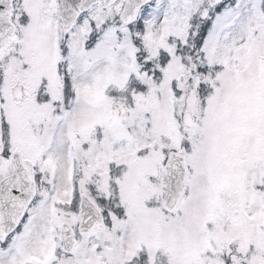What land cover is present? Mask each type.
Wrapping results in <instances>:
<instances>
[{
    "label": "snow or ice",
    "instance_id": "obj_1",
    "mask_svg": "<svg viewBox=\"0 0 264 264\" xmlns=\"http://www.w3.org/2000/svg\"><path fill=\"white\" fill-rule=\"evenodd\" d=\"M0 264H264V0H0Z\"/></svg>",
    "mask_w": 264,
    "mask_h": 264
}]
</instances>
